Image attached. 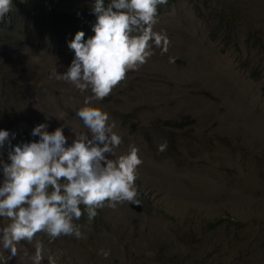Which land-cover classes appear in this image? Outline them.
I'll list each match as a JSON object with an SVG mask.
<instances>
[{
  "label": "rangeland",
  "instance_id": "obj_1",
  "mask_svg": "<svg viewBox=\"0 0 264 264\" xmlns=\"http://www.w3.org/2000/svg\"><path fill=\"white\" fill-rule=\"evenodd\" d=\"M14 2L21 14L37 3ZM157 18L167 52L153 43L147 62L91 105L115 123L117 156L138 147L142 200L105 205L91 222L85 212L74 221L84 239L39 232L7 264H32L37 247L42 264H264V0H173ZM82 31L85 42L95 35ZM74 55L48 33L0 30V130L18 145L38 142L40 124L63 125L66 146L88 132L76 112L90 90L49 78ZM13 149L5 144L0 159ZM9 223L0 218V228ZM8 255L0 245V264Z\"/></svg>",
  "mask_w": 264,
  "mask_h": 264
},
{
  "label": "clouds",
  "instance_id": "obj_2",
  "mask_svg": "<svg viewBox=\"0 0 264 264\" xmlns=\"http://www.w3.org/2000/svg\"><path fill=\"white\" fill-rule=\"evenodd\" d=\"M166 3L167 0H110L106 5L105 0H95V35L85 42V33L77 31L69 42L75 53L70 66L62 74L54 69L49 78L69 82L81 93L90 90L85 106L76 112L88 132H74L75 139L66 146L63 125L49 132L47 124H40L31 132L39 136L38 142L16 145L8 153L11 163L0 159V218L10 221L0 228V245L10 253L5 264L17 256L21 241L31 243L39 232L52 239L62 235L84 239L80 225L74 221L85 212L91 222L97 209L136 202L137 195L141 196L135 187L137 170L143 163L138 147L131 145L127 153L117 156L115 150L122 138L114 132L115 123H109L106 111L91 105L109 96L129 71L144 65L153 55V43L167 52L166 33L153 30L158 23V5ZM12 6L13 0H0V24ZM9 137V131L0 130V149L6 141L11 147ZM11 137L15 139V133ZM166 147L165 141L159 150ZM100 254L107 258L110 252L101 250ZM31 260L32 264H42V247H37ZM48 264H56L55 259L48 257Z\"/></svg>",
  "mask_w": 264,
  "mask_h": 264
},
{
  "label": "trees",
  "instance_id": "obj_3",
  "mask_svg": "<svg viewBox=\"0 0 264 264\" xmlns=\"http://www.w3.org/2000/svg\"><path fill=\"white\" fill-rule=\"evenodd\" d=\"M35 1L37 3L24 8L25 10L22 14L20 13L22 9L20 4L14 2L12 11L4 21L5 24H0V30H10L16 26H21L23 31H27L28 28L35 29L42 34L48 33L51 38L57 40V43L64 41L69 44L74 39L77 31L89 29L96 22V16L92 12L95 0H67L65 1L66 6L62 10L57 11H53V9L56 5L62 4V0ZM79 1L82 2L83 11L71 12L70 10H73ZM172 1L167 0L166 4L158 5L157 12L164 6L171 4ZM109 2L110 0H105L106 5ZM69 6L71 9L67 12ZM0 116H3V114H0ZM11 134L9 140L11 141V147L14 148L18 145L17 139H12ZM5 144L8 145L9 143L6 141ZM4 160L6 163H11L8 155L4 157ZM139 199L142 200L140 195Z\"/></svg>",
  "mask_w": 264,
  "mask_h": 264
},
{
  "label": "water",
  "instance_id": "obj_4",
  "mask_svg": "<svg viewBox=\"0 0 264 264\" xmlns=\"http://www.w3.org/2000/svg\"><path fill=\"white\" fill-rule=\"evenodd\" d=\"M132 207L134 206V205H131Z\"/></svg>",
  "mask_w": 264,
  "mask_h": 264
}]
</instances>
